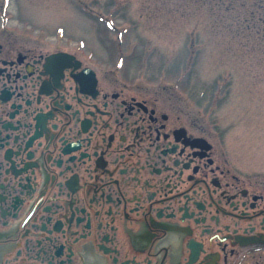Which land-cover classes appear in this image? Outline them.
Segmentation results:
<instances>
[{"label": "flooded vegetation", "instance_id": "flooded-vegetation-1", "mask_svg": "<svg viewBox=\"0 0 264 264\" xmlns=\"http://www.w3.org/2000/svg\"><path fill=\"white\" fill-rule=\"evenodd\" d=\"M45 43L0 19V264H264V139Z\"/></svg>", "mask_w": 264, "mask_h": 264}, {"label": "rangeland", "instance_id": "rangeland-1", "mask_svg": "<svg viewBox=\"0 0 264 264\" xmlns=\"http://www.w3.org/2000/svg\"><path fill=\"white\" fill-rule=\"evenodd\" d=\"M0 19L180 94L216 135L264 139V0H0Z\"/></svg>", "mask_w": 264, "mask_h": 264}]
</instances>
